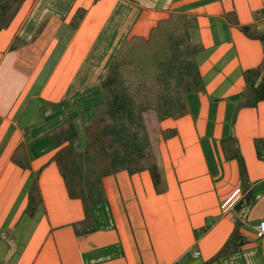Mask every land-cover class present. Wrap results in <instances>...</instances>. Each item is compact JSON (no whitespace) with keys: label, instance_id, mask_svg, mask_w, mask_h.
<instances>
[{"label":"crops","instance_id":"crops-1","mask_svg":"<svg viewBox=\"0 0 264 264\" xmlns=\"http://www.w3.org/2000/svg\"><path fill=\"white\" fill-rule=\"evenodd\" d=\"M262 7L264 0H23L0 29V264H204L234 224L233 205L223 212L220 204L236 188L242 195L236 161L221 149L229 136L254 197L241 218L248 242L208 264H264V233L254 231L264 222V156L253 145L264 142V100L235 110L242 72L259 63L261 49L229 20L264 30V17L254 16ZM173 12L195 17L189 39L202 47L195 58L203 90L185 95L179 118L144 114L162 190L146 171L104 177L105 200L89 208L94 229L76 236L70 224L84 211L49 160L56 148L48 133L68 119L76 130L89 122L99 78L121 41L145 37ZM18 147L27 168L12 160ZM36 171L40 204L29 214Z\"/></svg>","mask_w":264,"mask_h":264},{"label":"trees","instance_id":"trees-1","mask_svg":"<svg viewBox=\"0 0 264 264\" xmlns=\"http://www.w3.org/2000/svg\"><path fill=\"white\" fill-rule=\"evenodd\" d=\"M22 1L0 0V29L8 24ZM83 12L82 8L75 11L69 22L71 27L77 25ZM230 14L226 12L225 16ZM254 16L255 19L264 17V7ZM229 20L246 38L260 44L259 63L242 72L243 88L238 94L240 102L235 110L254 107L264 100V30L257 28L256 22L240 25L236 19ZM194 28V16L173 12L158 20L145 37L124 38L99 78L101 100L92 107V119L82 124V147H74L78 132L71 119L48 133L56 148L49 160L56 165L68 197L78 199L84 211L81 220L70 224L76 236L94 229L89 208L105 200L104 177L120 170L129 175L146 171L154 191L162 190L144 114L152 113L157 121L179 118L187 111L185 95L203 90L195 58L202 47L189 39V32ZM9 47L13 49L15 45ZM173 132L172 129L164 130L162 135L168 137ZM220 143L223 152L230 151L228 158L236 161L242 195L233 203L236 216L232 230L204 264L242 251L248 239L240 231L241 218L254 201L234 138L229 136ZM253 145L257 156L262 158L263 140L254 138ZM19 149L12 155V160L19 167L27 168L28 158L21 147ZM37 173H34L27 193L25 212L29 214L40 204Z\"/></svg>","mask_w":264,"mask_h":264},{"label":"built area","instance_id":"built-area-1","mask_svg":"<svg viewBox=\"0 0 264 264\" xmlns=\"http://www.w3.org/2000/svg\"><path fill=\"white\" fill-rule=\"evenodd\" d=\"M239 198V193H238V190H234L230 197H228L226 200H224L221 204H220V208L221 210L224 212L225 210H227L228 208H231L233 203L236 201V199ZM255 236L257 238L261 237L264 233V222L263 221H259L257 223V225L255 226ZM191 255L192 256H196L198 255V252L197 251H192L191 252ZM173 264H178V262H174Z\"/></svg>","mask_w":264,"mask_h":264},{"label":"rangeland","instance_id":"rangeland-1","mask_svg":"<svg viewBox=\"0 0 264 264\" xmlns=\"http://www.w3.org/2000/svg\"><path fill=\"white\" fill-rule=\"evenodd\" d=\"M145 119H147V121L151 120V118H147L146 115H145ZM77 132H78V143H77L76 147H77V149H80L82 147V142H83V135H82V132H81L80 125H78V127H77Z\"/></svg>","mask_w":264,"mask_h":264}]
</instances>
